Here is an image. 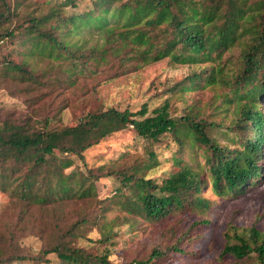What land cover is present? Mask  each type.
<instances>
[{"label": "trees", "instance_id": "obj_1", "mask_svg": "<svg viewBox=\"0 0 264 264\" xmlns=\"http://www.w3.org/2000/svg\"><path fill=\"white\" fill-rule=\"evenodd\" d=\"M80 2L83 9L77 8ZM107 3L0 0V48H10L0 55V86L21 94L26 104L0 111V191L7 197L0 238L33 232L42 240L34 255H6L0 246V264H188L180 262L188 254L181 242L205 219L189 218L170 244L120 263L109 258L117 231L104 213L116 206L159 220L177 210H199L209 205L203 188L238 195L262 173L264 0H125L113 8ZM91 25L100 27V39L78 33ZM233 44L239 49L233 51ZM33 55L42 63L35 64ZM165 58L189 71L163 87L153 107L94 102L86 108L69 93L67 108L80 109L74 122L51 124L45 108L49 86L72 88L90 80L87 90L96 99L95 86ZM212 84L224 89L218 93L223 104L203 109L186 98ZM126 129L139 149L126 155L124 169L95 173L85 151ZM165 148L176 170L149 175ZM113 174L119 183L101 199L97 181ZM122 220L134 228L129 216ZM87 224H98L101 235L82 245L75 230ZM228 254L242 264H264V224L245 231L231 227L220 255Z\"/></svg>", "mask_w": 264, "mask_h": 264}, {"label": "rangeland", "instance_id": "obj_2", "mask_svg": "<svg viewBox=\"0 0 264 264\" xmlns=\"http://www.w3.org/2000/svg\"><path fill=\"white\" fill-rule=\"evenodd\" d=\"M122 1L125 0H108L106 7H118ZM77 8L83 9V3L80 2ZM109 20L110 22L115 21L113 18ZM99 28L96 25L82 26L78 29V33L90 41H95L100 39ZM231 49L236 51L239 46L233 44ZM9 51V47L3 46L0 48V55H7L10 53ZM31 59L35 60V64L41 62V58L36 59L35 55ZM188 71L189 67L186 65H177L165 58L135 72H130L127 75L95 86L97 101L91 97L93 95L87 90L93 84L90 80H82L80 84L72 88L53 84L47 89L45 108L53 126L74 122L80 110L72 109L73 111H71L67 108L66 96L69 93H72L79 105H84L86 108H93L96 106L95 104H103L105 106H128L132 110H137L143 102L151 108L163 97L159 91L172 81L180 79ZM223 90L222 87L212 84L204 89H197L192 96L187 95L186 98L190 103L208 109L215 104H223L220 95H218ZM85 100L89 102L85 104ZM94 102L98 103L94 104ZM177 104L180 105L179 102ZM24 108H26V104L23 103L21 94L17 96L0 86V111L2 113ZM261 110L264 112V96L261 101ZM137 147L132 131L126 129L106 137L99 144L87 149L85 158L88 165L93 167L95 173H106V171L112 169H124L127 164L126 155L135 152ZM170 150V148L159 150L160 163L149 175L160 178L161 175L176 170V166L169 158ZM262 165L261 175L256 179H252L238 195H216L210 187L203 188L201 195L208 199L209 205L199 210L182 209L170 213L163 219L143 220L134 214H127L116 206L110 207L104 213L103 219L107 222L112 220L117 236L112 239L113 242H116H112L113 244L109 246V258L115 262L123 263L133 257L146 254L153 246L170 244L187 228L188 224L186 225V222L192 217L193 219L203 218L207 222L195 228L197 229L195 235L189 234L182 240L181 243L186 244L188 254L180 256L181 263L242 264L232 255L222 256L220 253L225 243V233L229 232L231 227L238 231H245L252 225L262 226L264 224V162ZM118 183L116 174L100 177L97 181L99 197L103 199L113 194ZM6 201V195L0 191V209ZM124 216H129L135 221L132 230L127 222H123L122 217ZM75 231L81 235L79 243L82 245L90 244L86 240L87 238L97 239L101 235V228L98 224L82 225ZM234 241V239H231V242ZM41 243V238L33 232L13 238L3 234L0 238L1 251L6 255H34L39 250ZM10 264L38 263L22 260Z\"/></svg>", "mask_w": 264, "mask_h": 264}]
</instances>
